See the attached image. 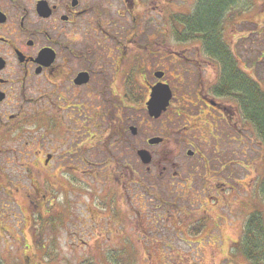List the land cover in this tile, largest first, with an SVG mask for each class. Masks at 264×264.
<instances>
[{"label": "rangeland", "instance_id": "rangeland-1", "mask_svg": "<svg viewBox=\"0 0 264 264\" xmlns=\"http://www.w3.org/2000/svg\"><path fill=\"white\" fill-rule=\"evenodd\" d=\"M236 1L239 9L228 11L222 21L223 35L232 54L242 62L243 72L264 92V0ZM198 2L186 0L187 8H180L175 16L193 12ZM175 5L182 3L175 0ZM249 5H253L252 8L242 14L250 17L253 24L243 23V16L236 18L237 12H243ZM130 26L127 24L128 28ZM176 27L182 30V26ZM162 30L160 24L159 32ZM129 33L127 31L124 41L126 58L135 56L133 49L140 43V40H132ZM158 42L159 50L195 49L194 44L179 45L170 38H160ZM103 54L107 55L95 47L93 66L96 70H100L99 66L106 70L111 85L109 93L118 96L117 103L95 99L91 94L83 98L86 101H80L87 108L85 116H90L95 109L105 116L85 120L81 115L82 122L74 116V124L78 123L81 128L82 124L92 123L98 138L91 161L95 165H106L81 167L72 180L70 171L65 174L57 168L48 175H39L34 169L28 171L13 159L12 152L2 150L0 264H251L241 253L243 230L253 212H264L259 194L264 175V148L255 129L246 124L242 134L232 137L236 140L222 136L218 151L210 148L204 153L200 151L206 159L196 165L206 168L196 173L198 177L195 175L194 182H181L179 178L161 184L156 175L143 172L142 179H138L130 170L139 168L134 163L137 159L134 151L141 144L147 147L146 140L165 133L171 135V142L152 148L154 153L166 155L173 153L172 150L177 152L178 148L185 152L184 139L189 142L195 137L201 141L193 140L197 147L204 145V135L183 129L194 128L196 121L179 109L194 96L192 72L196 70L169 64L161 51L144 55L137 66L125 64L127 71L128 67L130 72L137 70L145 80H151L156 70L166 72L175 99L170 111L154 120L146 112L144 89L141 103L124 102L112 91L116 86L113 78L120 67L117 68L113 60L106 61ZM126 87L133 88L129 80ZM106 94L112 96L108 90ZM83 110L80 106L77 111ZM53 112L64 114L55 108L47 115ZM65 121L66 126L70 120ZM130 126L137 128L136 138L131 136ZM70 135L64 134L63 139L47 135L46 143L60 153L70 145L80 146V140ZM83 146L80 150L86 148ZM33 175L39 176L40 181H35ZM43 176L50 178L45 181ZM205 177L218 179V182L205 180ZM157 180L160 186L154 183ZM131 182L141 186L133 190Z\"/></svg>", "mask_w": 264, "mask_h": 264}, {"label": "flooded vegetation", "instance_id": "flooded-vegetation-1", "mask_svg": "<svg viewBox=\"0 0 264 264\" xmlns=\"http://www.w3.org/2000/svg\"><path fill=\"white\" fill-rule=\"evenodd\" d=\"M179 1L182 5L176 6L175 0H0V152H12L13 159L28 171L34 169L39 175H48L52 169L57 168L65 174L70 171L71 179L74 180L81 167L88 169L95 165L91 159L94 158V143L98 138L94 134L92 123H88L90 126L82 124L81 128H78V123L74 124V116H78L77 119L81 122V115L85 120L105 116L99 109H95L89 114L91 118L86 117L87 108L85 103L80 101H86L83 98L87 99L91 94L101 101L117 103L118 98L113 96L112 92L109 93L111 85L106 70L101 66L98 67L100 70L94 69L95 47L98 52H106V56L103 54L106 61L113 60L116 67H120L114 75L116 86L113 84L115 87L112 91H115L119 98H123L124 102L141 103L145 96L142 94L144 89L146 107L150 100L151 88L158 84L169 87L172 98L162 116L170 111L175 99V91L166 79V72L156 70L152 73L151 80H145L137 70L130 72L128 67L127 71L125 65L129 63L137 66L144 55H154L161 51L169 64L196 70V73L192 72L195 75L194 96L187 100L184 108L182 106L179 109L185 110L189 119L196 121L194 128L183 129L189 133L204 135V145H200L202 148L197 147L193 142L197 139L193 137L189 142L184 139L185 152L178 148L177 152L172 150L173 153L167 152V155L156 154L152 148L171 142V135L165 133L161 137H154L161 139V142L155 145L149 144V140L153 139L150 138L146 140L147 147L141 144L135 149L137 159L134 163L139 168L131 169L130 173L138 179H142V172L154 174L161 179V184L179 178L181 182H194L196 173L206 168L196 165V162L206 159V155L200 151L204 153L210 148L216 152L221 147L222 136H230L233 140V136L238 137L243 133L246 124L253 127L239 110L237 93L224 87L225 71L230 62L227 56L230 55L235 63V71L232 72L240 71L243 76L249 77L241 69L242 62L232 54L226 44L221 26V12L217 17L215 29L217 42L212 44L206 32L184 33V27L182 30L176 27L181 21L189 20L196 9L195 7L189 14L175 16L180 8H187L186 0ZM199 2L202 4V0ZM236 6L237 1L225 15L228 11L230 13L233 9H239ZM252 6L249 5L243 12H237L236 18L243 16V23L253 24L250 17H244L242 14L248 12ZM127 24L131 26L128 28ZM160 24L163 27L161 32ZM127 31H130L132 40H140L133 49L135 56L131 58L124 55ZM160 38L177 40L179 45L184 46L194 44L195 49L185 48L178 52L168 47L159 50ZM222 43L227 48V56L226 51L222 49ZM112 53L115 58H111ZM158 74H161L160 79L156 77ZM128 76L130 78H127ZM128 80L133 86L130 90L126 87ZM126 89L129 90L128 94ZM107 90L112 96H107ZM75 103L77 106H73ZM80 106L84 107L82 112L77 111ZM55 108L64 114L53 112L48 116V111ZM176 111L178 114L179 110ZM148 117L151 118L149 115ZM66 119L70 122L65 126ZM132 127L128 130L131 136L136 138L137 128L133 127L136 129L133 135L130 131ZM66 133L80 140V146L70 145V148L62 153L56 148L48 147L47 135L63 139ZM82 145L86 148L80 150L84 148ZM140 151L149 154L148 165H144L140 160ZM111 159L114 160L115 157ZM107 160L109 167V157ZM104 165L106 164L95 165L93 168H103ZM182 175L185 178H182ZM33 178L40 181L39 176L33 175ZM49 178L43 176L45 181ZM208 179L218 182V179L205 177V180ZM157 182L158 180L154 183ZM132 185L133 190L141 186L137 182Z\"/></svg>", "mask_w": 264, "mask_h": 264}, {"label": "trees", "instance_id": "trees-1", "mask_svg": "<svg viewBox=\"0 0 264 264\" xmlns=\"http://www.w3.org/2000/svg\"><path fill=\"white\" fill-rule=\"evenodd\" d=\"M200 2L189 20L181 21L179 25L185 28L184 33L206 32L209 42L214 44L217 42L215 36L217 17L221 12L224 19L226 11L235 6L236 0H202L203 5ZM221 46L227 56L226 46L224 43ZM227 57L230 62L226 64L224 87L230 92L237 93L242 116L252 124L264 148V92L258 83L243 76L240 71L232 72L235 71V63L230 55ZM259 194L264 202V175L259 185ZM241 253L251 264H264V212H253L248 218L243 230Z\"/></svg>", "mask_w": 264, "mask_h": 264}, {"label": "water", "instance_id": "water-1", "mask_svg": "<svg viewBox=\"0 0 264 264\" xmlns=\"http://www.w3.org/2000/svg\"><path fill=\"white\" fill-rule=\"evenodd\" d=\"M157 78H161V74L156 75ZM172 98L171 90L168 86L158 84L151 88L150 100L146 104L148 115L153 119H158L163 112L167 110L169 102ZM131 133L134 135L136 133L135 128H130ZM161 139L153 138L149 140L150 145L159 144ZM140 160L144 165L150 163V156L145 151L139 152Z\"/></svg>", "mask_w": 264, "mask_h": 264}]
</instances>
